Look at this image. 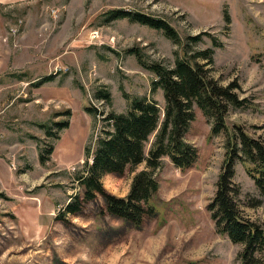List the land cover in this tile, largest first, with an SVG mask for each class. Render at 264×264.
Here are the masks:
<instances>
[{
  "label": "rangeland",
  "instance_id": "374dc122",
  "mask_svg": "<svg viewBox=\"0 0 264 264\" xmlns=\"http://www.w3.org/2000/svg\"><path fill=\"white\" fill-rule=\"evenodd\" d=\"M113 9L166 19L183 41L207 32L188 50L213 49L210 76L223 86L237 81L250 105L230 109L228 126L240 125L264 140V0L14 3L0 17V193L6 196H0V264H240L243 246L217 233L207 209L225 159V135L212 136L213 120L198 107L186 140L198 148L199 160L183 171L164 159L154 172L160 184L157 214L144 226L108 214L101 197L85 203L82 214L57 219L79 191L73 174L103 127L102 117L95 120L85 108L110 110L95 98L96 90L111 91L118 113L129 108L124 93L163 107V91L152 93L154 74L127 50L137 48L148 61L167 67L184 54L162 31L128 19L107 23L105 14ZM50 75L52 81L35 86ZM64 120L70 126L60 139L48 138L38 125ZM50 146L54 151L42 163L41 150L47 155ZM136 171L105 175V189L127 196ZM234 182L242 187V214L264 227V197L240 163Z\"/></svg>",
  "mask_w": 264,
  "mask_h": 264
},
{
  "label": "trees",
  "instance_id": "16d2710c",
  "mask_svg": "<svg viewBox=\"0 0 264 264\" xmlns=\"http://www.w3.org/2000/svg\"><path fill=\"white\" fill-rule=\"evenodd\" d=\"M13 4H0V17L4 9ZM110 23L119 19L148 26L162 31L167 38L182 46L184 54L176 59L173 67L160 62H150L137 48L127 50L134 55L141 67L154 74L152 93L163 91L164 106L146 97H131L125 113L116 112L110 90H96L95 98L106 103L110 110L100 111L87 106L86 112L95 120L102 117L103 127L85 148V161L82 168L73 174V181L79 189L60 211L57 219L66 222L68 215H80L84 204L104 200L108 214L119 218L136 228L145 225L148 218L155 217L154 203L160 184L155 177L165 158L178 169L189 170L199 160V150L186 140L191 124L196 120L195 108L213 120L212 136L225 135V159L217 181L214 197L207 206L218 234L227 236L233 243L243 246L239 254L240 264H264V227L242 214L237 199L243 194L242 187L234 182L236 165L242 164L256 188L264 197V140L253 137L240 126L227 124L230 109H247V98H242V87L237 81L227 86L221 85L210 76V66L214 64V50L209 48L190 52V45L203 42L207 32L187 37L183 41L177 30L163 18H156L141 12L113 9L105 14ZM229 21L228 17L226 18ZM216 47L218 40L210 36ZM47 76L35 83L39 87L52 81ZM71 115L68 110L64 114ZM48 138L60 139V132L70 126L69 120L38 124ZM149 146V147H148ZM41 150L40 160L45 163L54 151L50 146ZM145 165V168L136 169ZM128 169L136 171L132 178L130 191L125 197L109 193L102 182L107 174L124 175ZM0 196L6 197L3 193Z\"/></svg>",
  "mask_w": 264,
  "mask_h": 264
},
{
  "label": "crops",
  "instance_id": "0c3cea01",
  "mask_svg": "<svg viewBox=\"0 0 264 264\" xmlns=\"http://www.w3.org/2000/svg\"><path fill=\"white\" fill-rule=\"evenodd\" d=\"M27 0H0V4H14L19 2H24Z\"/></svg>",
  "mask_w": 264,
  "mask_h": 264
}]
</instances>
